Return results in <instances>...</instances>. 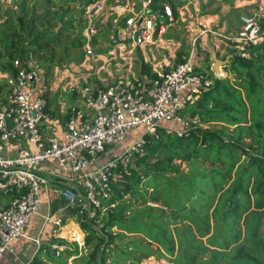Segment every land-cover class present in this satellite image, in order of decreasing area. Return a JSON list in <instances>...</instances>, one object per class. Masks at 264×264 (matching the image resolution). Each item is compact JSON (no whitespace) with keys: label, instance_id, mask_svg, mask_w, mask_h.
Returning a JSON list of instances; mask_svg holds the SVG:
<instances>
[{"label":"built area","instance_id":"1","mask_svg":"<svg viewBox=\"0 0 264 264\" xmlns=\"http://www.w3.org/2000/svg\"><path fill=\"white\" fill-rule=\"evenodd\" d=\"M151 1L143 0L140 7L133 0H113L108 4L103 0H88L82 4L86 21L85 58L79 64L92 71L75 75L74 82L66 81L69 89L82 97L85 110L68 106L62 125L50 122L48 73L36 61L29 55L16 56L10 67L0 71V87L1 77L6 84L3 90L0 88V195L8 196L6 202L0 203V259L14 251V240L24 234L25 226L40 207L42 191L49 179V172L43 167L45 160L54 161L59 173L72 172L70 176L65 175L68 180L81 183L85 197L82 213L92 215L95 209L105 212L108 205L103 201L111 197L112 170L140 149L144 135L156 134V127L163 121L182 123V127L175 129L178 133L189 121H195L186 119L181 110L212 81L197 66L201 35H213L217 38L214 48L229 47L237 57H249L247 48L264 38L261 23L264 22V0H246L251 5L239 14L235 32L212 27L198 10L189 12L182 4L189 20L188 52L181 62L166 68L169 64L166 57L156 61L145 52L163 44L162 34L175 22L172 3L186 0H157L159 7L148 9ZM103 17L117 26L119 41L113 48L98 52L95 37L105 22ZM136 50L152 65V72L133 68ZM115 58L119 62H113ZM158 63L165 67H154ZM69 75L63 70L60 79ZM81 77L82 83H77ZM135 129L138 132L134 139L118 154L90 167L99 154L122 144ZM8 146H13L14 153L6 152ZM73 199L72 194L70 200ZM54 222L60 224L61 218H55ZM28 237L40 244L38 236ZM52 247L59 252L57 244Z\"/></svg>","mask_w":264,"mask_h":264},{"label":"trees","instance_id":"2","mask_svg":"<svg viewBox=\"0 0 264 264\" xmlns=\"http://www.w3.org/2000/svg\"><path fill=\"white\" fill-rule=\"evenodd\" d=\"M22 22L21 15L12 17L3 29L9 39L3 68L16 56H30L35 48L26 40L37 42L41 35ZM247 49L249 57L223 66L232 79L210 73V85L182 108L195 121L181 133L158 125L156 134H145L140 149L112 170L111 197L103 201L108 209H95L89 219L96 223L104 215L99 229L81 222L84 252L77 241L62 239L61 252L40 244L28 264H68V258L73 264H139L152 254H174L175 264H264V38ZM140 68L152 72L146 63ZM172 218L188 220L177 226V244Z\"/></svg>","mask_w":264,"mask_h":264},{"label":"rangeland","instance_id":"3","mask_svg":"<svg viewBox=\"0 0 264 264\" xmlns=\"http://www.w3.org/2000/svg\"><path fill=\"white\" fill-rule=\"evenodd\" d=\"M19 1L20 5H19ZM238 3H242V0L237 1ZM185 3H188L186 0ZM187 10H189L187 8ZM20 13V14H19ZM230 15L232 16L233 24L237 25L239 24V19L237 16V13L235 10L230 11ZM241 13V12H240ZM18 15H21L23 17V24L24 25H32L33 33L35 34H41L39 36V39L37 42H30L28 39L26 40V43H28L30 48H35L33 52H29L30 58L33 61H36L37 66L46 74L48 73V80L46 84L51 83L55 78H60L61 72L63 70L69 69L72 73L78 74V72L82 69L81 67H74V64L78 61H83L85 58L84 55V47L83 43L84 40L83 32H84V21L81 15L80 10L77 9L75 5V0H10V2H6V0H0V71H3L6 68H3V64L9 60V56L7 55L5 47V42L9 41L7 38L8 36H2L3 29L7 26V23L10 18L15 17L18 20ZM12 16V17H11ZM34 18V20H32ZM228 21V17H225ZM110 22V20H109ZM107 22V24L109 23ZM181 22H184V20H181ZM180 22H176L175 26H169L166 31L162 34L163 36V47L170 48V53H163L161 57H158L155 55V60H159L163 57H166L169 60V64L166 66V68H171L174 65H176L178 62H181L183 57L188 52V46H189V40H188V30L186 26L183 24H179ZM228 23V22H227ZM232 24V29L235 28V26ZM16 27H19L17 25H14ZM66 26H68L66 28ZM106 23L103 22L101 25L100 30H98V33L96 35L95 41L97 42L95 46V50H104L110 46V44H107L104 42V36L103 31L106 30ZM183 26V27H182ZM44 32L45 34H42ZM82 36V37H81ZM7 39V40H6ZM99 42V43H98ZM102 46V47H100ZM211 50L214 49V45H210ZM173 51V52H172ZM217 51V50H216ZM210 49L208 50L204 45L199 44L197 48V55L202 59V64H197L199 68L202 69V67H205L207 70L210 67V64L212 66V58H209ZM32 53V54H31ZM227 53V52H225ZM224 52L219 51L218 57L223 58ZM113 62H119L118 58L113 59ZM146 63L148 67L150 65L144 61L143 58H141V54L138 50H136V54L133 57V68L137 69L139 71L140 64ZM73 65V66H72ZM221 65V64H219ZM111 66V65H110ZM162 66V67H161ZM154 67L156 68H164L165 65L162 63L156 64ZM113 66H111V69ZM151 70V69H150ZM144 72L148 73V70H143ZM210 70H208L209 72ZM70 73V74H72ZM215 73H217L215 75ZM213 72L215 76H225L227 75L230 79H232L231 73L224 70V67L222 66L219 71ZM210 74V72H209ZM3 77H1V89L3 90L6 87L5 82L3 81ZM76 81V78H68L65 81ZM82 83V77L80 78V81L77 80V83ZM59 89L56 88L55 91H51L49 93V100L50 104H53L55 100H57V95L63 94L65 97V104L70 105H77V106H84L82 97L80 94L77 93V95H73L71 93V90L69 89V86L66 84L64 85L65 88H62V84H65V82L60 83ZM1 98V97H0ZM59 98V96H58ZM162 123L165 124L167 129H177L182 127V123L175 124L176 121H163L160 123V126H163ZM138 132V129L132 130V137H135L136 133ZM242 158L243 155H242ZM184 164V163H183ZM204 166L210 167L211 164L209 161L204 162ZM184 171L187 170V167L183 168ZM152 176L149 175L147 179H150ZM142 179V178H141ZM144 179V178H143ZM61 186V185H60ZM63 187V185H62ZM82 189V187H81ZM84 189V188H83ZM151 190V187H148V191ZM4 195H0L2 197ZM150 204L153 205H161L160 202H153L150 201ZM168 209V208H166ZM84 210V209H83ZM157 212V211H154ZM105 214V213H104ZM83 219H79L80 225L81 222H89V219L92 215L86 216V214L82 213ZM104 215L99 214L97 215L96 223L89 222L93 224L92 226L99 229V218L102 219ZM171 219V217H169ZM212 221V219H211ZM188 220H182L180 218H172V221L169 220V227L173 234V237L175 239V243L177 244L178 238H177V226L179 225H185ZM240 227L243 228L242 221H240ZM83 233V236L80 238L81 242L77 241V247L79 250V253L84 252L88 246L83 245L82 241L84 239L85 231L81 226ZM192 231H196V228L194 225L191 226ZM262 232L264 233V223L262 225ZM197 233V232H196ZM138 234V233H134ZM139 235V234H138ZM72 236V237H71ZM198 236V234H197ZM202 240L206 241V236L201 237ZM75 240L74 235L69 236V241ZM76 241V240H75ZM158 246L157 243L154 241L152 242V247ZM8 253V252H7ZM6 253V254H7ZM174 254H172L173 256ZM172 256L164 255L162 257H157L156 254H152L149 256H142L139 264H175ZM68 264H73V260L71 258H68Z\"/></svg>","mask_w":264,"mask_h":264},{"label":"crops","instance_id":"4","mask_svg":"<svg viewBox=\"0 0 264 264\" xmlns=\"http://www.w3.org/2000/svg\"><path fill=\"white\" fill-rule=\"evenodd\" d=\"M86 1L88 0H75V5L77 9L80 10L82 18H83L82 4ZM103 1L106 4H108L113 0H103ZM133 1L137 7L142 6L141 2L143 0H133ZM187 1L188 3H182L181 1L178 2L175 1L172 3L173 13L175 16V22L172 24L173 27L176 25L175 24L176 22H180L179 24L188 26V22H189L188 15L186 14V11L182 9V4H185L186 7L189 9L188 10L189 12H193V10H198L199 15L203 19H205L212 27H215L224 32H235L238 29L239 24L238 26L233 24L232 21L233 14L230 15L231 14L230 11L235 10L237 16H239L240 12L246 10V8H248L251 5V4H247L246 0H242L243 1L242 3H238L237 1L239 0H187ZM147 6L148 9H154L155 7H159V2L157 0H152ZM226 16L229 18L228 21L225 18ZM103 19L106 25H108L109 23L107 24V22H109V19H106V17H103ZM181 20H184V22H181ZM83 21H84V29H85L86 21L84 18ZM232 24L235 26V28L233 29H232ZM100 28L98 30H100ZM192 30L196 32V28H193ZM112 34H113L112 28L110 26H106V30L103 31V36H104L103 41L106 42L107 44H110V46H108L105 49V51H107L109 48H113V44L110 43ZM216 40H217L216 37L209 34L206 35L203 34L200 37L199 44L204 45L208 50L210 49L209 58H211V52L213 50V49L211 50L210 45L213 46ZM214 49L215 51L217 50L216 51L217 55L219 51H223L225 55L231 52V48L229 47H225V48L223 47L220 49L214 48ZM100 51L105 52L104 50H98V52ZM148 52L154 58L155 55L161 57L163 53L169 54L170 48L163 47L162 44L158 48H155L154 46L148 48L145 53ZM197 60H198V64H202V59L198 55H197ZM79 63L80 61L75 63L74 67H81L82 65H80ZM149 65L150 68H152L151 67L152 65L151 64ZM202 70H205L208 73V75L209 72L212 74L213 72H215L211 64L208 69L210 70L209 72L205 67H202ZM82 71L91 72L92 69L86 70L82 66V69L78 72V74L81 73ZM65 72L72 73L69 69H66ZM78 74L77 72L72 73L68 77L64 76L63 79L57 77L51 83H49L51 89L47 92L48 100H49V93L51 91H55L56 88H58L59 85H61L60 83L65 82L66 84L67 83L65 81L66 79L70 77L74 78L75 75L77 76ZM213 76L215 75L213 74ZM78 80L80 81V79ZM65 84H62V88H65L64 86ZM71 93L74 96L77 95V91H71ZM64 101H65V97L63 94L57 95V100H55L53 104H50V100H49L47 108L50 111V115H51L50 122L56 123L58 125H62L65 117L67 116V111H68L67 110L68 104H65ZM77 108L85 110V106H77ZM162 125L166 127L164 123H162ZM46 129H48V127H46ZM133 139L134 137H132V132H131L126 136L122 144L108 147L104 152L99 154L96 157V159L91 163L90 167H95L105 162L106 160L110 159L112 156L118 154L122 150L123 146L128 144ZM14 151L15 150L13 146H8L6 152L14 153ZM43 167L46 171L49 172L48 173L49 179L47 186L44 187L42 191L43 199L40 204V207L37 210V212L32 215L30 221L25 226L24 234L18 236L14 240V251L5 254L0 259V264H28L35 255V253L37 252L40 244L47 245L51 251H53L55 254H58L66 247V244L61 242V240L62 239L69 240L70 235H74V239L78 242L79 241L81 242L80 238L83 236L84 232L81 229L79 219L81 218V214H82V204L85 202L84 189L81 183L79 181L68 180L65 177V175L70 176L72 172L67 171L65 172V174L59 173V170L57 169L55 162L50 159H47L43 162ZM72 194L74 199L70 200V196ZM7 200H8V196L0 197V203L6 202ZM46 216H48L49 218L46 219ZM57 217L61 218V222L58 225H56L54 222V219ZM76 230L80 231L81 233L80 238L77 235ZM28 236H33V237L38 236L40 238V244L37 245L34 242V240L29 238ZM53 244H57L59 246L58 253H56V249L52 247Z\"/></svg>","mask_w":264,"mask_h":264},{"label":"water","instance_id":"5","mask_svg":"<svg viewBox=\"0 0 264 264\" xmlns=\"http://www.w3.org/2000/svg\"><path fill=\"white\" fill-rule=\"evenodd\" d=\"M6 2L7 3L10 2V0H6ZM108 26H110L112 28V31H113L110 43L114 45V44H116L119 41V39L117 37V26H113L111 23H109ZM231 57L232 58H237V55L236 54H232L231 52H229L228 54L225 55L224 58H220V57L217 56L215 49H213L212 52H211V58L213 60V64H212L213 70L215 72L219 71L222 66H224L225 64L230 62V58ZM219 64H221V65H219Z\"/></svg>","mask_w":264,"mask_h":264}]
</instances>
